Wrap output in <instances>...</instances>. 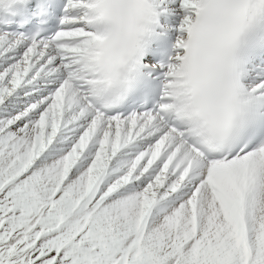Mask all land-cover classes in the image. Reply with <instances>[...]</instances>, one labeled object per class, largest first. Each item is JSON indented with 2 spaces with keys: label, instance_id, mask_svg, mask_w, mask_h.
I'll use <instances>...</instances> for the list:
<instances>
[{
  "label": "snow or ice",
  "instance_id": "1",
  "mask_svg": "<svg viewBox=\"0 0 264 264\" xmlns=\"http://www.w3.org/2000/svg\"><path fill=\"white\" fill-rule=\"evenodd\" d=\"M0 264H264V0H0Z\"/></svg>",
  "mask_w": 264,
  "mask_h": 264
}]
</instances>
